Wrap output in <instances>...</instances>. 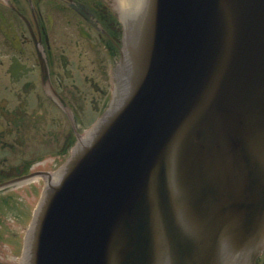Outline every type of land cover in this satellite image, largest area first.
<instances>
[{
    "label": "water",
    "instance_id": "water-1",
    "mask_svg": "<svg viewBox=\"0 0 264 264\" xmlns=\"http://www.w3.org/2000/svg\"><path fill=\"white\" fill-rule=\"evenodd\" d=\"M110 106L48 179L22 264H256L264 0H125Z\"/></svg>",
    "mask_w": 264,
    "mask_h": 264
},
{
    "label": "flooded vegetation",
    "instance_id": "flooded-vegetation-1",
    "mask_svg": "<svg viewBox=\"0 0 264 264\" xmlns=\"http://www.w3.org/2000/svg\"><path fill=\"white\" fill-rule=\"evenodd\" d=\"M123 19L117 0H0V208L15 189L37 194L103 113Z\"/></svg>",
    "mask_w": 264,
    "mask_h": 264
},
{
    "label": "rangeland",
    "instance_id": "rangeland-1",
    "mask_svg": "<svg viewBox=\"0 0 264 264\" xmlns=\"http://www.w3.org/2000/svg\"><path fill=\"white\" fill-rule=\"evenodd\" d=\"M39 186V184H37ZM35 185L24 187L23 189H15L11 191L14 197L15 205H6V208H0V220L2 226L0 230L4 233V237L0 238V254L4 262L7 264H19L18 256L21 251L22 239L24 236L25 226L29 220L28 214L24 219H16L15 214L26 209L28 212L34 208L36 202ZM40 187H38L39 191ZM12 232H16L15 235ZM2 236V235H1ZM18 246V247H17Z\"/></svg>",
    "mask_w": 264,
    "mask_h": 264
},
{
    "label": "bare ground",
    "instance_id": "bare-ground-1",
    "mask_svg": "<svg viewBox=\"0 0 264 264\" xmlns=\"http://www.w3.org/2000/svg\"><path fill=\"white\" fill-rule=\"evenodd\" d=\"M119 6H120V9L122 11V13L124 12V9H125V0H117ZM22 255L20 256V263L19 264H22Z\"/></svg>",
    "mask_w": 264,
    "mask_h": 264
}]
</instances>
